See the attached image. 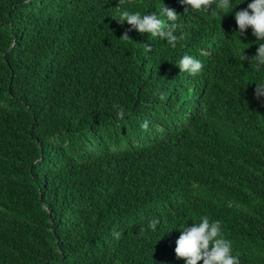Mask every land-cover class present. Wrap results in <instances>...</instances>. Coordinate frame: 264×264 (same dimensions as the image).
I'll return each mask as SVG.
<instances>
[{
  "label": "trees",
  "instance_id": "16d2710c",
  "mask_svg": "<svg viewBox=\"0 0 264 264\" xmlns=\"http://www.w3.org/2000/svg\"><path fill=\"white\" fill-rule=\"evenodd\" d=\"M250 2L0 0V264H186L176 241L202 216L264 264V66L248 61L264 40L235 22ZM162 3L175 48L117 21ZM185 54L201 72H180Z\"/></svg>",
  "mask_w": 264,
  "mask_h": 264
},
{
  "label": "clouds",
  "instance_id": "9594fccd",
  "mask_svg": "<svg viewBox=\"0 0 264 264\" xmlns=\"http://www.w3.org/2000/svg\"><path fill=\"white\" fill-rule=\"evenodd\" d=\"M183 5L194 11H208L212 5L221 10H227L231 7V0H181ZM125 0H119L122 5ZM185 8V12L188 11ZM179 14L174 9L168 8L162 3L159 8V14L156 12L141 14L140 12H130L120 8L117 21L123 25L125 22L131 26L130 30H136L141 35L147 34L153 38L166 40L173 48L177 42L183 39V34L179 37L175 34L182 24ZM235 22L238 28L236 33L241 37L247 29H252V34L256 40H264V0H252L247 8L236 12ZM131 40L126 31L120 38ZM132 41V40H131ZM242 42V41H241ZM242 52V60L248 59ZM255 62V71L260 72L264 66V43L258 45L256 55L248 61ZM178 67L180 72H187L190 75H196L202 71L203 64L194 57L185 54L180 60ZM255 95L259 99L264 97V83H257ZM164 97L161 96V99ZM119 108L117 116L123 119L125 113L123 108ZM144 130L148 128V122L142 123ZM159 219H152L147 227L156 231ZM176 241L175 255L178 259H183L186 264H240L239 254H233L232 242L225 238L222 224L220 221L212 220L207 216L200 217L199 222H193L191 227H185ZM117 237L119 233H116Z\"/></svg>",
  "mask_w": 264,
  "mask_h": 264
}]
</instances>
